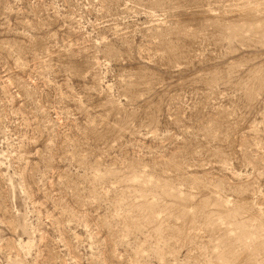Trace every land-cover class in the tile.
I'll list each match as a JSON object with an SVG mask.
<instances>
[{
	"label": "rangeland",
	"instance_id": "obj_1",
	"mask_svg": "<svg viewBox=\"0 0 264 264\" xmlns=\"http://www.w3.org/2000/svg\"><path fill=\"white\" fill-rule=\"evenodd\" d=\"M0 264H264V0H0Z\"/></svg>",
	"mask_w": 264,
	"mask_h": 264
}]
</instances>
